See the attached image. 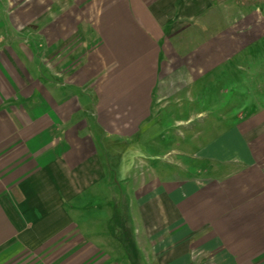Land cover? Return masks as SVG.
I'll list each match as a JSON object with an SVG mask.
<instances>
[{
    "label": "crops",
    "instance_id": "1",
    "mask_svg": "<svg viewBox=\"0 0 264 264\" xmlns=\"http://www.w3.org/2000/svg\"><path fill=\"white\" fill-rule=\"evenodd\" d=\"M0 264H264V2L0 0Z\"/></svg>",
    "mask_w": 264,
    "mask_h": 264
},
{
    "label": "rangeland",
    "instance_id": "2",
    "mask_svg": "<svg viewBox=\"0 0 264 264\" xmlns=\"http://www.w3.org/2000/svg\"><path fill=\"white\" fill-rule=\"evenodd\" d=\"M191 29L193 31H196L195 28H191ZM193 31L190 30L189 36L193 35V33H194ZM189 94L190 93H184V95H186L185 100L187 99V97H189ZM195 96H196V93H195ZM166 126L167 127H171L170 124L169 125H167V124L166 125H162V129H161V126H159L152 133L156 137L155 140H157V141H161L162 140L161 139V135H162V132H163V130H164V128ZM172 134H174V133H172ZM171 136H170V138L167 139V144H165L166 142L163 140L164 145L165 146L167 145L169 148L176 147L177 145H179V146L182 145L183 146V144H182L183 142L184 143L188 142V141L180 140L179 137H177V139H176V136L174 138H171ZM147 143H148V141H145L144 139H140V140H138V142L135 143L134 147L143 148ZM195 149H196V147H195ZM195 149H191L190 152H196ZM130 158L132 160L133 157L130 156ZM161 158L162 159L153 160L152 164L155 165L154 167H155V169L158 172L160 170H165V171H167L168 174H171V175L172 174H179L180 176H184L187 173H192L194 175L197 172H199V173L202 172V170L205 169V166H206V165H204L205 163H203L202 161H199V160L196 159V155H192V156H177V155H174V154H170L167 157H161ZM111 160L113 161L114 164H115V162H114L115 160L117 162L116 158L114 160V158L112 157ZM141 165L137 164L138 168L137 169L134 168V170L131 172L132 176H138V177L142 176L143 170L141 168ZM184 168H187V169L189 168V169L186 170V172H184ZM100 200H101V198H100ZM73 206H72L73 209H70V210H71L72 214H74V216H78V217L80 216L79 215L80 213L86 214V213H90V212H95V211H97L96 208L99 207L98 204H94V205L90 204L88 206V208H82L80 206H78V208H77L76 207L77 205H73ZM100 206H102L104 210H106L107 212H109L110 214L113 215V209H115L116 204H114L113 201H112L110 204H105L104 203V204H100ZM135 207L137 208V205ZM98 211H99V209H98ZM120 211H121L120 217L124 216V207L123 206L121 208H119V210L117 211V214H119ZM106 218H107V216H105V218H103V220L99 219V221H98L99 224L102 227L105 226V229H106L107 224L109 222V220H107ZM141 249H143V247ZM123 254H127V256L129 255L128 253H124V251H122V256H123ZM141 254H143V259H145L146 262L148 261L147 263H152V262L155 261L154 256L152 257V255L149 254V251H146V250L142 251Z\"/></svg>",
    "mask_w": 264,
    "mask_h": 264
},
{
    "label": "trees",
    "instance_id": "3",
    "mask_svg": "<svg viewBox=\"0 0 264 264\" xmlns=\"http://www.w3.org/2000/svg\"><path fill=\"white\" fill-rule=\"evenodd\" d=\"M214 5H218L221 1L223 0H210ZM242 2L245 3H249V4H256V3H262L264 2V0H240Z\"/></svg>",
    "mask_w": 264,
    "mask_h": 264
}]
</instances>
